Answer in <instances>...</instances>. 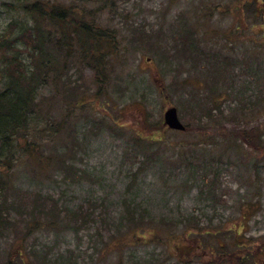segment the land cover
I'll return each instance as SVG.
<instances>
[{"label": "rangeland", "instance_id": "374dc122", "mask_svg": "<svg viewBox=\"0 0 264 264\" xmlns=\"http://www.w3.org/2000/svg\"><path fill=\"white\" fill-rule=\"evenodd\" d=\"M12 1L0 0V32L20 15L6 4ZM205 1L220 0L118 2L117 12L109 15L111 23L126 35L125 62L115 66V75H122L114 92L119 96L118 107L113 108L103 97L105 109L100 114L87 111L85 117L75 115V127L65 122L57 145L68 149L60 154L72 160L75 169L71 174L57 168L40 179L24 170L13 180L15 196L30 202L34 197L45 200L52 196L59 206L73 211L84 209L88 223L76 230L70 228L69 221L55 218L61 225L51 227V219L35 211L38 227L23 244L16 230L22 235L27 212L13 214V224L0 237L1 264L11 255L17 261L25 248L37 254L27 257L31 264H44L49 254L47 264H206L213 255L228 260L234 254L237 260L243 252L247 264L253 257L257 258L256 264H264V131L263 146L258 150L241 139L235 142L231 134L239 125L247 129L260 125V130L264 129V47L261 41L260 45L250 42L248 33L240 36L242 41L234 42L236 45L226 47L220 35L234 34L236 17L216 10L206 34L214 40H201L199 48L209 53L223 50V60L229 62L226 69H221L223 76L207 82L202 63L194 62L192 57L183 61L171 56L176 53L173 47L178 46L180 34ZM259 20L248 11L249 27L257 22L253 30L261 36L264 18ZM145 32L150 33L146 40L141 39ZM134 39L137 44L132 43ZM153 45L154 51L150 50ZM77 70L74 65L70 72ZM89 71L79 68V74L72 75L89 79ZM187 78L190 80L186 82ZM51 89L48 85L42 91L50 95ZM217 92L226 95L220 98ZM213 94L220 99L211 101ZM212 104L224 111L225 115L214 117L220 123L204 111ZM170 105L178 108L185 124L195 128L200 120L206 123L212 138H204L196 129L186 132L168 128L164 113ZM64 106L58 100L52 106L58 119H66ZM106 113L107 121H100L98 116L102 118ZM231 114H236L238 124L228 119ZM160 120L164 129L151 126ZM139 134L162 136V141L147 142ZM75 171H81L83 178ZM68 215L72 213L68 211ZM131 215L141 225L153 228L126 232L132 222L126 217ZM191 219L204 228L190 226V238L195 244L203 242L205 247H198L187 260L180 261L182 253L174 243L160 242L153 235L166 238L172 230L183 247L189 233L185 227ZM217 228H221L219 233H207ZM211 237L215 239L211 241ZM209 243L217 247L213 252L217 253L211 255L206 247Z\"/></svg>", "mask_w": 264, "mask_h": 264}, {"label": "trees", "instance_id": "16d2710c", "mask_svg": "<svg viewBox=\"0 0 264 264\" xmlns=\"http://www.w3.org/2000/svg\"><path fill=\"white\" fill-rule=\"evenodd\" d=\"M119 1L14 0L6 2L13 8L12 11L20 15L12 19L0 32V237L13 224V214L24 213L23 211L27 212V219L22 235H19L21 230H16V236L22 237L23 244H26L27 238L33 234V228L38 227V220L33 217L35 211L51 219L49 221L51 227L60 224L54 220L55 218L69 221L70 228L76 230L87 225V213L84 209L73 211L69 207L59 206L58 200L52 196H47L45 200L34 197L31 202L17 194L15 196L17 189L14 187L13 180L16 173L24 170L34 172L40 179L57 168L71 174L73 168L75 169L72 160L60 154L67 152L68 149L57 145L59 136L64 133L65 122L70 124L75 115L78 116L76 118L85 117L84 114L87 111L100 114L101 110L105 109L104 102L101 101L103 97L112 103L113 108L118 107L119 96H115L114 92L122 75L121 73L115 75V66L125 62L126 35L119 26L111 23L109 15L117 12ZM216 10L236 17L234 34L227 32L220 35V39L224 37L226 47L228 44L236 45L240 40L239 37L245 33L249 34L250 42L259 44L261 41L262 45H259L264 47V32L260 36V33L253 30L254 24L258 23L253 22L249 27L247 22L248 11L262 22L264 0H220L217 3L205 1L199 11L192 16V23H189L184 34H180V40H177L178 46L173 47L176 53L171 56L184 58L183 61H189L192 57L194 62L202 63L206 66L205 80L207 82L218 81L224 73L221 69L229 66L228 59L223 60L222 49L209 53L199 48L201 40L203 43L214 40L212 37L211 40L208 39L206 34ZM211 34L215 33L211 32ZM149 36L150 33L145 32L141 34V39L146 40ZM132 43L137 44L136 39ZM150 50H155L154 45L150 47ZM74 65L78 70L88 68L89 79H85L83 75L81 77L79 75L78 79L73 78L72 74L78 73V70L77 73L70 72ZM189 80L187 78L186 82ZM48 85L52 86L50 95L42 91ZM219 93L221 92L215 94ZM215 94L211 101L216 102L225 96L227 91L226 94L222 92L221 96H217L220 98H217ZM57 100L65 103L66 119H58L53 112L52 106ZM135 101L139 102V99ZM204 111L211 119L217 115H225L219 105L212 104V107L204 108ZM236 114L229 115L228 119L238 124L239 122L235 119ZM98 117L100 121H107L108 113L102 118ZM148 119L149 116L148 118L145 116V124H148ZM221 120L224 122V119L221 118ZM161 121L151 126L164 129ZM216 121L220 123L219 120ZM75 123L76 121L72 122V127H75ZM206 126L208 125L202 124L201 120L195 128L186 124V132L196 129V132L204 138H212ZM259 126L247 129L239 125L231 133L235 138L234 141L241 139L245 145H250L257 150L262 148L261 138L264 129L260 130ZM224 127L223 125L222 129ZM145 128L148 126L145 125ZM139 138L147 142L162 141V136L156 137L153 134L143 136L139 134ZM81 171H75L74 174H80L79 177L83 178ZM68 211L72 215H68ZM130 213L133 214L132 211ZM128 216L126 218L131 219L129 221L132 222L126 232L136 231L140 227V231L153 228L141 225L142 222L137 221L134 215ZM186 226L185 232L191 231L190 226L204 228L199 226L195 219L189 220ZM220 231L221 228H217L215 232L207 230V233L212 235ZM173 233L171 230V234L165 236L166 238L158 234L153 236H156L160 242L166 241L170 245L174 243L175 248L182 253L180 261L187 260L192 251L197 250L198 247H205L203 242L198 241L195 244L192 241L191 232L186 234L185 245L181 247L180 242L173 237L175 236ZM210 239L213 241L215 237ZM206 247L212 252L211 255L217 253H213L217 249L213 244L209 243ZM232 252L235 253V250ZM31 253L34 255L35 251H28L27 248L24 251L20 250L19 257H16L17 261L11 255L12 259H8L4 264H31L27 263V257L30 258ZM35 255L37 256L36 253ZM225 255H228V252ZM245 255L246 252H243L237 260L234 254L228 260L226 256L213 255L214 257L206 264H247ZM48 257L50 254L44 257V264L50 262ZM1 263L3 262L0 260ZM256 263L257 258L253 257L251 264Z\"/></svg>", "mask_w": 264, "mask_h": 264}, {"label": "water", "instance_id": "95a60500", "mask_svg": "<svg viewBox=\"0 0 264 264\" xmlns=\"http://www.w3.org/2000/svg\"><path fill=\"white\" fill-rule=\"evenodd\" d=\"M164 122L172 129L184 130L185 124L181 120L176 106H169L164 113Z\"/></svg>", "mask_w": 264, "mask_h": 264}]
</instances>
